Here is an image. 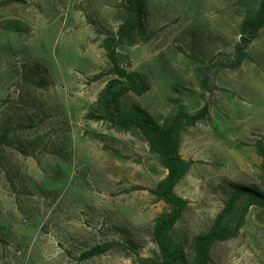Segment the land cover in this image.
I'll return each instance as SVG.
<instances>
[{
  "label": "rangeland",
  "instance_id": "rangeland-1",
  "mask_svg": "<svg viewBox=\"0 0 264 264\" xmlns=\"http://www.w3.org/2000/svg\"><path fill=\"white\" fill-rule=\"evenodd\" d=\"M145 1V33L117 52L151 89L129 93L124 104L140 103L162 122L209 108L182 132L181 152L192 164L177 191L189 202L173 236L192 255L194 237L212 225L233 183L264 191L256 149L264 144V28L249 58L230 69L223 64L258 0ZM122 9L121 0H0V120L10 113L23 122L12 132L18 143L0 144V264L159 258L153 225L169 206L151 190L166 169L142 135L86 117L111 78L97 75L109 69L104 42ZM34 64L46 87L23 76ZM105 243L115 245L80 258ZM210 264H264V210L252 206L239 234L214 245Z\"/></svg>",
  "mask_w": 264,
  "mask_h": 264
},
{
  "label": "trees",
  "instance_id": "trees-1",
  "mask_svg": "<svg viewBox=\"0 0 264 264\" xmlns=\"http://www.w3.org/2000/svg\"><path fill=\"white\" fill-rule=\"evenodd\" d=\"M122 17L116 33L105 39L109 69L97 75H111L108 83L100 91L93 108L86 117L102 122L110 130L134 132L144 137L149 151L155 155L166 169V176L151 190L156 198L165 202L169 210L161 213L154 222L152 237L159 248L158 260L140 258L148 264H210L211 251L219 241H227L236 237L243 227L246 216L252 206L264 210V191L257 184L233 183L231 196L224 208L215 218L207 231L197 234L192 243V255L185 246L173 236L177 222L188 208V199L181 196L177 187L188 174L192 162L185 159L181 152L182 132L185 126L204 121L208 114V105L191 113L181 110L170 115L164 122L140 103L125 105L123 99L129 93L144 95L151 89V84L144 74L131 70L120 60L117 46L120 42L133 43L146 30V1L121 0ZM264 28V0H258L255 6L247 7L240 25V38L234 45L232 56L225 65L236 69L249 58L248 48L257 39ZM35 67L23 70L27 81L40 87H46V81L38 78ZM204 88H211L208 78L202 81ZM17 115L3 116L0 120V144L14 145L12 132L15 127L22 126ZM35 124L33 121L27 122ZM20 148V147H19ZM256 149L262 158L260 181L264 184V144L259 141ZM23 151V150H22ZM115 243L98 244L84 251L80 258L86 260L111 249Z\"/></svg>",
  "mask_w": 264,
  "mask_h": 264
}]
</instances>
